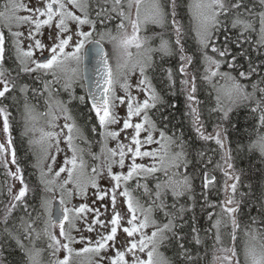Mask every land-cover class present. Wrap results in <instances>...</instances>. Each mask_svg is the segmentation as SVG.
<instances>
[{
    "label": "snow or ice",
    "instance_id": "1",
    "mask_svg": "<svg viewBox=\"0 0 264 264\" xmlns=\"http://www.w3.org/2000/svg\"><path fill=\"white\" fill-rule=\"evenodd\" d=\"M93 0H37L36 6H29L23 0H5L3 10H0V22L8 29V33L12 38L13 49L15 52V61L18 64L19 73L33 74L43 73L44 75L51 74V81H44V91L48 92V98L45 104L48 108L44 116H49V127H55L54 121L57 119L56 112L60 113L65 120L63 129L67 133L63 136L64 142L67 145L71 156H66L63 165L54 173V177L50 176L53 172L52 165H47V171L40 166V184L43 186V191L46 194L39 201V211L35 217L29 213V221L21 220L23 228V237L32 242V248L26 249L21 238L7 227V218L12 210L17 207V203H12L7 207L5 212V228L0 236H6L9 239H14L16 243L25 251L28 264H41L40 254L41 249L36 248L35 242L41 236L47 239L48 249L51 250V255L56 256L61 250L65 255L62 259L57 257L51 264H100L101 260L107 259L109 264H170V261L160 252L162 244L170 239L169 234L175 235V224L170 213L165 211V217L168 218L167 223L159 224L153 218L154 207H160L163 210V194L167 190H171L173 196L182 194V189H190L189 178L185 175L182 180L174 179L178 173L172 171L181 166L186 167V154L184 151V142L182 139L174 135H167L165 130L159 129L156 122L150 117V110L157 108L158 104L162 103L161 97L157 90L152 86L148 78L147 71L152 67L153 51L160 52L162 55L172 54L170 41L161 38L158 48L153 49L148 45L150 38H141L139 32L141 25H158L164 26L167 22L168 13L166 11L163 0H112L110 7L101 6L99 0H96V16L103 23V18L108 13H115L119 18V23L116 25L117 32L114 35L110 30L100 31L96 27V21L90 18V10ZM259 5L264 9V0H258ZM107 4L108 0H104ZM172 11V27L176 33L175 43L179 45L181 86L182 91L187 93V100L190 102L188 107L190 112L187 113L192 117V123L195 126V131L201 140L214 141L222 150L223 165L217 163L216 167L222 172L225 177L224 192L226 198L219 205H211V207H219L220 212L216 213L217 219L212 224V228L216 229L215 244L221 245L217 249L221 256H216L214 259L218 264H238L234 262V257L237 255L234 246H226L221 235V229L226 228L231 224V232L229 236L233 242L237 239V230L240 228V223L236 218V214L240 210V201L235 199L237 193L240 176L235 174L232 161L231 150H225L224 141L226 136L222 137V128L217 125L213 129V133H206L204 124L201 120V113L197 107V98L194 95L197 92L196 76L193 74L190 78L188 68L192 65L191 56L184 54V47L181 44L180 34L181 28L178 21L175 19L176 0H171ZM243 8V12L240 11ZM195 22L196 38L199 45V51L202 55L203 63L206 65L204 75L201 77L204 81L212 83L213 88L217 92V108L212 111L223 112V119L228 118V112L231 107L225 111L221 103L222 97L226 98L231 106H239L241 104H253L252 112H259V127H264V87H259L258 84H251L252 91H248V85L242 83V80L249 78V73L240 71L237 76H233L230 72L221 71L222 59L226 58L229 53L227 48L221 49L217 47L214 36L220 29L223 23L220 19L224 16L225 19L230 18V24L233 29L239 30V35L244 36L247 40L249 37L246 34L255 33L256 43L260 47H264V10L254 12L252 9L246 8L243 0H194L190 6ZM27 13L20 15V13ZM244 12H247L248 18H245ZM77 13H80L79 15ZM259 28L257 30L256 24ZM70 24H75V30L70 28ZM27 25L28 31L25 32L16 30L21 26ZM89 25L90 30L84 31L82 27ZM55 27L57 30L53 45L47 49L50 53V58L43 61L35 58V50H45V45L41 39L36 38L44 27ZM128 26L131 27V33L127 31ZM25 37L29 43L27 48H24L23 41L20 39ZM105 41L113 45L112 57L116 60L115 70L110 65L109 54L105 51ZM6 36L3 31H0V98H6V94L13 92L17 88L15 79L11 76V69L4 66ZM86 45H91L88 50L93 55L95 63L98 67L95 72L98 79H93L89 82L86 76L85 59L88 55ZM71 48V51H66V48ZM135 47L137 49L136 57L133 59V54L129 49ZM211 53L216 54L209 55ZM235 57L232 61L223 59V63L227 64L229 69L234 68ZM139 71L140 79L137 81L136 89L142 93L144 99L141 101L137 96L131 94L132 85L129 83L131 73ZM250 72L255 69H250ZM214 77H220L224 83L219 81L213 82ZM168 78L172 80V73L169 70ZM63 81L65 91L72 89L76 83H81V86L87 90V98L91 104V110L97 117L99 127L101 129L100 136L102 138V157L103 162L98 167H92L88 171L87 162L84 159V149L76 143L77 140H83L87 143L82 130L77 126L74 118L70 114L65 102L55 99L51 85ZM264 82V81H262ZM174 83V82H173ZM124 91V96L116 95V85ZM27 85L20 86V92L28 91ZM33 93L37 90L32 89ZM259 93V96L257 95ZM81 101L85 100V96H80ZM121 105L127 104V115L121 119L115 111L116 101ZM10 113L6 108L0 107V118L3 121L2 131L5 136L3 142H0V164L7 170L6 175L19 181L20 187L18 192L13 193L12 187L8 188V193L12 196L15 202H24V198L29 192V186L24 180L23 170L17 164L16 151L13 146V140L10 132L9 124ZM133 118L138 122L133 123ZM24 119L27 131L28 124L37 119L35 106L27 101L24 104ZM71 121V122H69ZM122 122V128L117 130H109L111 125H119ZM133 129V134L130 138V144L120 142L121 132ZM39 138L30 140V143L40 146L44 153V159L49 158L48 149L52 147V140L56 141V148L59 151V136L60 133L52 131H44L40 129ZM92 131L95 133L96 128ZM158 131L159 139H156L154 133ZM146 133L143 140L140 138L141 133ZM117 141L116 148H110L107 141ZM157 144L159 147L152 151H142L145 144ZM178 149V150H176ZM258 151L264 157V133L257 129L256 139L249 144V151ZM91 154V153H90ZM130 155L132 163L127 165L128 171L114 172L113 166L119 165L121 169L125 167V160ZM201 157L204 155L200 153ZM11 157V164L16 165L15 171L9 169L8 157ZM150 157L156 163L151 166H146L143 163H137V158ZM55 161V157H50ZM93 159H101L100 156L93 155ZM157 163L159 167H157ZM208 163H211L209 159ZM99 168V170H98ZM106 169V176L109 179L112 187L108 191H102L99 188L98 178L101 172ZM163 171L168 177L162 182L156 184L154 193L155 199L152 204L145 206L140 202V199L134 196L133 192L144 189L145 194L153 196L146 184L141 185L138 181L140 177H147L151 174ZM171 172V175L169 174ZM61 173H66L67 176L63 180H58ZM137 180L136 189H132L129 185L130 181ZM231 181V183H229ZM216 177L208 172L204 173V188H209L215 184ZM71 185V187H68ZM89 188L95 189L93 192L96 200L103 201L106 196H110L112 205V216L109 221L99 219L101 213L98 208L90 207L87 203H81L78 206L72 205L71 201L76 196L87 197ZM59 192V207L56 209L55 215L52 212V201L56 198V193ZM243 195V194H242ZM124 198V204L127 208L128 218L126 219L127 226H123L125 220L124 215L117 210V197ZM157 201L160 204L157 205ZM95 203V201H93ZM103 206V205H102ZM173 207H175L173 205ZM26 210V209H25ZM34 211H36L34 209ZM88 213H93V217L89 222ZM213 213H209L211 218ZM43 218V228L37 230L36 224ZM83 223L88 232L95 231V226L109 229L104 234L100 235L94 243L89 240L88 245L74 249L71 245L77 243L75 237L71 234L73 230L79 232L78 223ZM255 223V221H253ZM59 228L58 235L55 232ZM152 228L149 234L145 229ZM129 238L121 248H115L118 229H121ZM195 231V229H193ZM245 236L249 239L244 244L245 264H264V238L255 229L249 227L245 231ZM62 238V239H61ZM66 241V242H64ZM84 237L81 236L80 243H83ZM111 242V243H109ZM196 243L199 244V237L196 238ZM182 247V245H181ZM108 249L114 250L112 256H101V252ZM129 254L131 259H128ZM100 257V260L94 257Z\"/></svg>",
    "mask_w": 264,
    "mask_h": 264
},
{
    "label": "trees",
    "instance_id": "2",
    "mask_svg": "<svg viewBox=\"0 0 264 264\" xmlns=\"http://www.w3.org/2000/svg\"><path fill=\"white\" fill-rule=\"evenodd\" d=\"M4 1L0 0V10L3 8ZM111 2L112 0H108V3L105 4L104 0H99L100 5L104 7H110ZM163 3L168 13L166 24L164 26L148 24L140 30L142 38H150L148 45L153 49L159 47L161 38L170 41L173 49L170 55H162L156 51L151 53L153 64L147 71V75L160 95L162 103L158 104L156 109L150 110V116L156 122L157 127L165 130L167 135H174L183 140L186 167L181 166L178 170L182 179L185 175L189 178L190 189H182V194L179 196H173L171 191L167 190L163 194V210L160 207H154L152 215L157 221L168 220L164 214L167 211L173 218L175 235L172 236L170 233V239L165 241L160 248L170 264H218L214 257L221 256V253L217 251L221 245L215 244L216 229L212 228V224L217 219L215 214L220 212V208L218 206L211 207V205H219L226 198L224 192L225 177L216 167L217 163L221 165L224 163L221 158L223 152L214 141L200 139L192 123V117L187 114L190 112L188 107L190 102L187 100V93L182 91L180 83L182 79L179 72L181 53L179 52L180 46L175 43L177 37L172 27L171 0H163ZM190 4L191 0H176L175 19L181 28L180 40L184 47V54L191 56L193 60L192 65L188 68V78L193 74L196 76L197 92L194 95L197 98V103L194 106L201 113V120L206 133H213V129L217 125L222 128V137H227L224 141L225 150H231V162L234 165L235 174L240 176L235 195V199L240 201V210L236 214L240 223V228L236 233L237 239L233 242L229 236L231 232L230 223L226 228L221 229V235L226 246H234L236 249L237 255L234 257V262L238 261V264H245L244 244L249 239L245 236V231L250 227L255 229L261 238H264V157L258 151H249V144L256 139L257 129L264 133V127H259L260 113L251 111L253 104H241L239 106L229 104L226 106L221 102L225 111L231 107L227 119L222 118L223 112L212 111V109L217 108V92L212 83L201 78L204 75L206 65L203 63L199 51ZM243 4L254 12L262 10L258 0H243ZM97 10L96 0H93L90 18L96 21L97 29L100 31L108 29L114 34L117 31L116 25L120 22L119 18L115 13H108L101 23L100 18L96 16ZM240 11L243 12V8ZM244 16L248 18L247 12H244ZM220 19L223 23L215 34L214 40L217 47L221 49L226 47L229 53L226 58L216 56L217 59H222L220 70L230 72L237 77L240 71L249 73V78L241 81L248 85V91H252L251 84L253 83L258 84L259 87H264V82H262L264 81V47H260L256 43L255 33L246 34L249 37L246 40L244 36L239 35L238 29L231 27L230 18L226 20L224 16H221ZM1 26V28L4 27ZM258 26L257 23V30ZM104 45L108 53L112 44L105 41ZM209 55L215 56L216 54L211 53L209 49ZM232 57L236 58L234 68L229 69L227 64L223 63V59L232 61ZM4 66L12 70L9 78L16 80L17 88L7 94L6 98H0V102L6 104L10 113V132L16 151L17 164L23 170L29 192L23 203L13 201L12 196L8 193V188L12 187L13 193L18 192L19 181L6 175L7 170L0 164V233L5 228L4 217L7 207L12 203H17V207L12 210L7 218V227L21 238L24 245H28L29 240L23 237L21 220L29 221V213L35 217L36 212L39 211L41 197L51 195L44 193L43 186L40 184V172L24 129V104L27 101L39 107L38 102L41 99L37 98L36 94L41 91L42 84H39L38 88H33L34 81H30V77H35V73H19L11 42L5 44ZM250 69H255V71L250 72ZM169 70L172 73L171 81L168 78ZM215 81L221 83L223 80L220 77H214L213 82ZM27 84L29 86L27 94L21 93L20 86ZM30 88L37 91L33 93ZM77 90L79 92L73 98L67 99L66 102L76 124L87 139V143L81 140L84 159L87 165H95L97 159H93V155L98 156L102 148L101 129L95 113L91 110L90 102L83 95L85 94L84 88L82 86L77 87ZM257 95L259 96V93ZM80 96H85V100L81 101ZM93 127L96 128L95 133L92 131ZM201 152L204 153L202 157ZM2 159L3 157H0V160ZM209 159H211V163H208ZM15 168L16 165L9 162L8 170L15 171ZM205 172H211L216 177L215 184L210 185L207 189L203 186ZM159 174L164 177L162 172ZM142 179L143 177L139 178V181ZM134 182L135 180L130 181L129 184L135 190L136 183ZM133 194L140 201L150 205L155 199L154 193L150 197L144 195V191L140 189L135 190ZM159 204L160 201H157V205ZM209 213H213L211 218ZM42 220L43 218L36 224L38 229L44 226ZM197 237L200 240L199 244L196 243ZM42 243L44 244V242ZM0 264H27L25 251L14 239L0 236Z\"/></svg>",
    "mask_w": 264,
    "mask_h": 264
},
{
    "label": "rangeland",
    "instance_id": "3",
    "mask_svg": "<svg viewBox=\"0 0 264 264\" xmlns=\"http://www.w3.org/2000/svg\"><path fill=\"white\" fill-rule=\"evenodd\" d=\"M23 2L25 4H28L29 6H36L37 5V0H23ZM193 2H194V0H191L190 6L193 4ZM4 3H5V1L3 2V4ZM262 10H264V9H262ZM191 13H192V11H191ZM25 14H27V13H23V12L20 13V15H25ZM77 14L79 15L80 13H77ZM192 17H193V14H192ZM193 23H194V27H195L194 20H193ZM0 25H3V23L0 22ZM144 26L145 25H141V28H143ZM28 27L29 26H27V25L21 26L19 29L13 27V31L19 30V31L25 32V34H26L27 31H28ZM75 27H76L75 24H70V28L73 31L75 30ZM258 28H259V26H258ZM82 30L88 31V30H90V26L89 25H84L82 27ZM56 31L57 30L55 29L54 26L51 27V28L44 27L41 30V33L36 38L41 39L42 43L45 45V50H43V51L35 50L34 51L35 58L37 56L43 54V53H48L50 55V53L47 51V49L50 48L55 41H54V39H50L49 37L50 36L55 37ZM127 31L129 33H131V27L130 26H128ZM116 32H114V35L116 34ZM139 35L142 38L140 32H139ZM20 39L23 41V45L22 46L24 48H27V45H28L29 41L25 37H21ZM112 50H113V45H112V48L109 49L108 53H109V57H110L109 62L111 63V66L115 70L116 60L112 57ZM66 51H71V48L70 47L66 48ZM129 51L132 52L133 59H135L136 53H137V49L135 47H131L129 49ZM49 58H50V56H49ZM35 77L36 78L30 77V81H35V80L42 81L41 91L37 92V94H36L37 98L41 99V101L38 102L39 103V107H38V105H35L34 103H29V104L35 106V110H36V113H37V119L34 122H32V123L27 125V127L29 129H34V131H27L26 134H27L29 143H30V140L39 138V136H40V131L39 130L40 129H43L44 131H52V132H56V133H60L61 134L59 136V141H60V143H59V151H57L56 141H55V139H53L52 140V147L48 149V154H49V158L48 159H44L43 158L44 157V153L41 151L39 145L30 143V146H31V148H32V150L34 152V155H35L36 165L38 164V162H40V166L46 172L47 171V165L51 164L52 168H53V172L51 174H49V175L54 177L55 171H57L63 165L65 157L66 156H69V157L71 156V152L68 151L67 145L65 144L64 139H63V136L67 133V130L63 129V125L65 123V120L63 119V116L60 113H58V112L55 113V115L57 116V119L54 121V123L56 125L55 127H49L48 126V121L51 119V117L43 115V113H46L48 111V108H47V106L45 104V101L48 98V92L44 91V81H46V80L47 81H51L50 80V79H52L51 74L44 75L43 73H35ZM140 78L141 77L139 75V71L137 70L135 73H131L130 74L129 83H130V85H132L131 94L133 96H137L138 99L142 101L144 99V96H143L142 93L138 92V90L135 87L136 84H137V81ZM222 83H224V81H222L221 84ZM56 84L58 86L57 88H58V91L60 93V97L58 95H55L54 92H53V96H54L55 99H59V100L65 102L66 106H67V102H66L67 99L69 100L70 98H73L75 96V94L77 92H79V90H77V87H81L80 83H76V84L73 85L72 89H70L69 91H65L64 88H63V81H61L60 83H56ZM152 86H153V84H152ZM51 88H52V85H51ZM52 90H53V88H52ZM116 95L117 96H124L125 95L124 91L120 88L119 84L116 85ZM221 102H223L226 106L229 105L227 99L224 98V97H222ZM115 103H116V108H115L116 113L118 114L119 117H121V119L125 118L126 115H127V104L125 103V104L121 105L118 100ZM0 107H4V108L7 109V106L2 101L0 102ZM7 111H8V109H7ZM69 122H71V121H69ZM135 122H138V121H137L136 118H133V123H135ZM2 127H3V121H2V118H0V142H3L4 139H5V136H4L3 131H2ZM24 128H25V132H26V124H25ZM120 128H122V122L119 125H111V126H109V130H117L118 131ZM132 134H133V129H128V130H125V131L121 132V135H120V138H119L120 142L124 143V144H130V138H131ZM145 135H146V133L142 132L140 138L143 140ZM154 136H155L156 139H159L158 131L156 133H154ZM76 143L79 144L80 147H82L81 146V140H77ZM107 145L110 148H116L117 141L109 139L107 141ZM158 147H159V145H157L155 143H153V144H145L142 147V151H152V150L157 149ZM100 150L101 151L99 152L98 156H100L101 159H97V163L95 165H88V171L89 172L91 171L92 167H98L99 165L102 164V162H103L102 148ZM51 156L55 157V161H53L50 158ZM8 160L10 162V160H11L10 156L8 157ZM136 162L137 163H143L146 166H151L153 163H156V161H154L150 157L137 158ZM131 163H132V160H131V157L129 155L126 158V160H125V167L123 169H121L119 167V165H114L113 166V171L114 172H124V173H126L128 171L127 165H129ZM10 164H11V162H10ZM157 167H159L158 163H157ZM38 169H39V172H40V167H38ZM98 170H99V168H98ZM172 171L178 173V175L175 176L174 179H177V180H181L182 179V175L180 174L178 169H173ZM161 172L164 175L163 171H159V173H161ZM159 173L157 172V173L151 174V175L147 176L146 178L143 177V179L140 180V181H139V178H138V181L140 182L141 185L146 184L147 187H149V182H148L147 179L151 178V180L149 179V181L153 182L154 190H153V188L149 187V191H151L152 193H155L157 182L158 181L162 182V181L168 179V177H166L165 175H164V177H161L160 176L161 174H159ZM169 174L171 175V172ZM66 176H67L66 173H61V176L59 178H57V179L58 180H63V179L66 178ZM134 180H135L134 183H137V180L136 179H134ZM98 184H99L100 190H102V191H108L110 189V187L112 186L110 184V182H109V179L106 176V169L101 172V176L98 178ZM129 185L131 187V184H129ZM68 187H71V185H68ZM95 191H96L95 189L89 188L86 198L83 197V196H76V197H78V198L81 197L82 199H84V201L90 207L98 208L100 210V213H101L99 219L104 220V221H109L111 219V216H112L111 212H110V210H112L110 196H106L103 201L96 200L95 196L93 195V192H95ZM58 194H59V192L56 193V195H58ZM144 195H147V194H144ZM93 201H95V203H93ZM143 204L148 206L147 203H143ZM117 210L120 211L122 213V215H124V217H125V220L122 222L123 226H127L126 219L128 218V214H127L126 205L124 204V198L123 197H119V196L117 197ZM93 215H94L93 213H88L87 214V216L89 218V222L91 221V218L93 217ZM157 222L159 224H163V223H167V220L157 221ZM77 227L80 228V231L77 232V231L73 230L72 233H71L75 237L76 241H78L77 243L72 244V246H75L73 248L77 249V250H79L82 247L87 246L89 240H91L94 243L97 239H99L100 235H102L106 231L110 230V228L109 229H104V228H101L99 225H96L95 226V231L88 232L85 229V226H84V224L82 222L78 223ZM37 230H40V229L37 228ZM152 230L153 229L151 227L148 228V229H145V231L148 232L149 234L151 233ZM56 234L58 235V232H56ZM81 236L84 237L83 243L79 242L80 239H81ZM127 239H129V238L126 237V234L122 231V228L118 229L117 238H116V242H115V248H121L122 249V246L125 244ZM43 241H47V239L42 236L41 239H38L35 242L36 248L42 250L41 254H40L41 264H51V262L53 260H55L57 257L62 259V257H61L62 252L57 253L55 257L52 256V255H49V254H51V252H50L51 250L46 248V246H45L46 243H45V245H42ZM109 243H111V242H109ZM25 246H26L25 247L26 249L32 248V242L29 241L28 245L26 244ZM160 252H161V250H160ZM114 254L115 253H114L113 249H108L106 251L101 252L100 255L107 257V256H112ZM221 255H222V253H221ZM75 259H77V264H79V261L80 260H84L85 257L75 258ZM94 259L100 260V257L97 256V257H94ZM128 259H131V255L130 254L128 256ZM27 264H28V261H27ZM100 264H109V261L107 259H104V260L100 261Z\"/></svg>",
    "mask_w": 264,
    "mask_h": 264
},
{
    "label": "flooded vegetation",
    "instance_id": "4",
    "mask_svg": "<svg viewBox=\"0 0 264 264\" xmlns=\"http://www.w3.org/2000/svg\"><path fill=\"white\" fill-rule=\"evenodd\" d=\"M3 9V8H2ZM2 26L0 25V31H3L4 32V34H5V36H6V42L7 43H9V42H11L12 43V38H11V36L9 35V33H8V29L5 27H3V28H1ZM13 44V43H12ZM14 54H15V52H14ZM49 54L48 53H43V54H41V55H39V56H37L36 58L37 59H39V60H41V61H43L44 59H46V58H49ZM35 76V75H34ZM34 78H36V77H34ZM50 80H52V79H50ZM33 84V83H32ZM39 84H42V81H40V80H35L34 81V87L33 88H38V86H39ZM27 87H29L28 86V84H27ZM58 86H57V84L56 83H53L52 84V88H53V92H54V94L55 95H58L59 97H60V93H59V91H58V88H57ZM31 89V88H30ZM32 90V89H31ZM39 92V91H38ZM25 94H27V92L25 93ZM7 95V94H6ZM83 95H85V94H83ZM37 96V95H36ZM6 105V104H5ZM7 109H8V107H7ZM8 112H9V110H8ZM10 122V121H9ZM97 122H98V120H97ZM10 124V123H9ZM25 129V128H24ZM10 131H11V126H10ZM151 179V178H150ZM148 180V182H149V187H151V188H153V182H150L149 181V179H147ZM140 183V182H139ZM112 187V186H111ZM110 187V188H111ZM149 187H148V189H149ZM140 190H144L142 187L140 188ZM135 196V195H134ZM56 197H58V199H59V194L58 195H56ZM138 198V197H137ZM145 200V199H144ZM142 204L144 203V202H142V201H140ZM81 203H86L85 201H84V199H82L81 197H75V198H73L72 199V201H71V204L69 205V207H71L72 205H79V204H81ZM148 205H150L149 203H147ZM146 206V205H145ZM110 212H111V215H112V210H110ZM42 228H43V226H42ZM41 228V229H42ZM55 232H58L59 233V228L57 227L56 229H55ZM42 237V236H41ZM62 239V238H61ZM44 242V244L42 243V245H45V243H46V248H48L47 247V244H48V241H43ZM64 242H66V241H64ZM72 246V245H71ZM72 247H75V246H72ZM51 252V251H50ZM60 252H62V255H61V257L63 258V256L65 255V253H64V251L63 250H61ZM49 255H51V254H49Z\"/></svg>",
    "mask_w": 264,
    "mask_h": 264
},
{
    "label": "water",
    "instance_id": "5",
    "mask_svg": "<svg viewBox=\"0 0 264 264\" xmlns=\"http://www.w3.org/2000/svg\"><path fill=\"white\" fill-rule=\"evenodd\" d=\"M91 45H86V51L91 49ZM105 51L106 47L104 45ZM98 67V65L95 63L93 55L88 51V55L86 56L85 59V68H86V76L89 78V82H91L93 79H98V76L95 72V68ZM86 96H87V90L85 89ZM212 175V173H210ZM59 207V199L55 198L53 200V207H52V212L55 215L56 209Z\"/></svg>",
    "mask_w": 264,
    "mask_h": 264
}]
</instances>
